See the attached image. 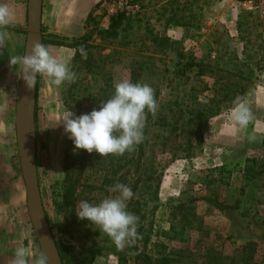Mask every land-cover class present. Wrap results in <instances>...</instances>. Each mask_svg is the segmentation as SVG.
I'll return each mask as SVG.
<instances>
[{
    "label": "rangeland",
    "instance_id": "1",
    "mask_svg": "<svg viewBox=\"0 0 264 264\" xmlns=\"http://www.w3.org/2000/svg\"><path fill=\"white\" fill-rule=\"evenodd\" d=\"M137 1L141 12L130 37L101 45L95 68L76 73L77 80H82L74 83L76 89L66 82L44 92L38 78L32 131L38 177L51 230L64 246V264H124L125 258L127 264H135L134 243L143 250L139 264H207L209 248L229 262L234 256L239 259L237 253L250 244L255 245V264H264V173L250 182L243 174L249 158L264 164V139L252 137L253 132L261 135L264 124L254 128L250 122L241 129L231 119L237 98L243 100L250 90L264 88L259 23L240 10L241 0ZM225 2L235 3L239 13L238 32L232 38L220 24L209 32ZM180 9L189 17L184 20L188 25H168L167 18L174 12L181 15ZM101 27L108 25L103 21ZM175 29L180 31L178 38ZM150 35H172L200 66L179 78L169 55L148 42ZM95 44L100 40L95 39ZM123 80L153 89L156 111L145 112L142 142L130 152L114 155L115 160L110 155L75 153L62 125L70 112L66 100L78 116L90 113L110 99L115 84ZM12 92L10 104H0V123L7 127L6 134L0 133V264H13L18 247L29 250L28 264H36L44 257L27 209L16 140L17 93ZM216 112L220 114L213 116ZM201 116L206 125L198 136L189 138L193 125L188 121ZM217 117L223 120L218 130L213 127ZM157 119L177 122L173 124L177 130L164 134L163 122L152 126ZM67 149L74 190L71 215L72 207L63 202L69 187L64 170ZM129 153H133L132 161ZM221 178L227 185L220 183ZM117 183L131 188L134 195L127 211L139 218L137 237L123 248L75 214L79 201L98 204L114 195L109 189ZM221 203L239 209H223ZM160 244L167 247L164 256L158 252Z\"/></svg>",
    "mask_w": 264,
    "mask_h": 264
},
{
    "label": "clouds",
    "instance_id": "2",
    "mask_svg": "<svg viewBox=\"0 0 264 264\" xmlns=\"http://www.w3.org/2000/svg\"><path fill=\"white\" fill-rule=\"evenodd\" d=\"M11 10L0 4V25L8 23ZM83 59L87 52L81 48ZM12 65H21L23 80L29 90L36 86L38 78H47L50 84L59 87L76 80V73L69 67V61L58 59L50 48L34 43L30 53L13 57ZM113 96L104 101L100 108L90 113L76 116L66 113L62 122L64 132L74 145V152L86 151L101 157L123 155L130 152L143 140L146 110L155 114L156 101L153 89L148 84L132 83L123 80L115 84ZM231 112L234 124L243 129L247 126L250 114L243 102L237 98ZM6 125L0 123V133L6 134ZM110 195L98 204L81 200L76 206V216L87 221L107 235L118 248L134 242L137 237L138 217L127 211L128 201L133 197L131 188L117 183L109 189ZM29 250L18 247L13 264H28ZM36 264H47L46 258H39Z\"/></svg>",
    "mask_w": 264,
    "mask_h": 264
},
{
    "label": "crops",
    "instance_id": "3",
    "mask_svg": "<svg viewBox=\"0 0 264 264\" xmlns=\"http://www.w3.org/2000/svg\"><path fill=\"white\" fill-rule=\"evenodd\" d=\"M101 0H43L42 31L43 39L72 40L83 37L87 31V18L93 8ZM0 4H6L11 10L8 23L0 25V104L8 105L14 93H17L18 81L21 78L22 66L10 64L13 57L23 56L26 52L28 31V0H0ZM234 4L222 3L218 15L214 19V26L220 24L229 36L237 35L239 25V13L234 9ZM108 25V24H107ZM176 38L180 35L179 29L173 30ZM170 38L172 35H168ZM54 56L61 60H68L69 64L75 55V50L67 47L49 45ZM43 83L44 92L52 90V84L47 78H39ZM44 104H48L45 98ZM247 107L250 118L248 123L255 125L264 124V88L253 89L241 100ZM8 103V104H7ZM260 110V111H258ZM214 122V123H213ZM213 127L221 126L223 120L215 118ZM252 126V125H251ZM220 129V128H219ZM252 129V128H251ZM218 130V127H216ZM254 130V129H253ZM256 131V130H255ZM262 131V129H261ZM218 133V132H217ZM252 137H263L253 132ZM262 139V143H263Z\"/></svg>",
    "mask_w": 264,
    "mask_h": 264
},
{
    "label": "trees",
    "instance_id": "4",
    "mask_svg": "<svg viewBox=\"0 0 264 264\" xmlns=\"http://www.w3.org/2000/svg\"><path fill=\"white\" fill-rule=\"evenodd\" d=\"M104 3V0H101L90 12L88 18H87V31L86 34L78 39H72V40H49V39H43V45H55L59 47H67L75 50L74 58L72 59L70 63V69L77 73L81 68H95L94 66L97 63V60L100 55V50H102L101 45L109 44L111 41L119 40V39H128L130 37L132 31L134 22L139 16L138 14L135 15H125L120 14L116 17H111L109 20L108 28L102 29V22L105 18V13L102 12V5ZM181 15H177L176 12H174L170 17H168L167 24L168 25H177V26H186L188 25L187 22H185L187 19H189L188 16L184 14V9H180ZM185 20V21H184ZM95 39L100 40V44H95ZM148 42H151L153 46L157 49L159 53L168 54L171 62L176 68V75L179 78H186L188 73L191 72L194 68L200 66L196 58L192 54H186L183 50L180 49V43L177 41H173L169 36L166 35H150L146 38ZM83 48L87 52V58L83 59L80 53V49ZM202 72V71H201ZM200 72V73H201ZM82 80H75V82H72L73 89H76V86L74 83H78ZM89 85V83H88ZM104 86V85H103ZM88 88V87H87ZM85 91H89L86 89ZM101 91V90H100ZM89 95V92H88ZM111 96V95H109ZM108 96V97H109ZM73 97V96H71ZM37 98H38V89H37ZM212 103H214V100H211ZM67 103V108L70 112L75 113L76 116H78V112L76 111L75 107L72 106L70 103H68V100H66L65 104ZM219 112L214 113L213 116L219 115ZM163 122V123H162ZM159 123H162L163 125V131L157 129L158 131L170 132V130H173V124L177 122H167L162 119H157L152 126L155 125V127L159 126ZM188 124L193 125V130H191L188 134V137L192 138L195 136H198L200 129L206 125V123H203V117H199L197 120H189ZM175 131L177 129H174ZM163 133H159V137H163ZM165 134V133H164ZM177 134V133H176ZM200 136V135H199ZM165 137H163L164 139ZM70 149H67L66 155H65V165L64 170L66 172V182L68 183L69 187L67 192L65 193L63 197V202L67 205V207H72L69 211V214L71 215L72 209H73V194L72 192V165L70 161ZM129 160L132 161L133 159V153H129ZM110 158L115 160L114 155H110ZM121 158V156H120ZM119 158V159H120ZM244 178L246 181L250 182L254 180L257 176L264 173V164L261 163L259 159L256 158H249L246 162V166L244 168ZM221 175V174H220ZM223 177V175H221ZM209 183V181L207 182ZM220 183L223 185H227V183H224V179H220ZM210 184V183H209ZM221 208L223 209H239L238 205H228L226 203H221ZM88 232H90L88 230ZM148 235L147 237H149ZM148 240V238H147ZM57 247L59 249L60 255L62 257L63 263L66 260V255L64 246L61 242H56ZM135 250V264H139L141 260V254L142 251L138 246L137 243L133 244ZM158 246V252L161 253V255L164 256L166 254L167 247L163 244L157 245ZM254 244L247 245L245 248H243L242 253H237L240 255L239 259L234 256L230 258L229 262L228 259L224 257V255L220 252L215 251L213 248H209L206 251V262L207 264H255L254 261V254H255V248ZM89 254H93V252H89ZM124 260V264H127V260ZM147 263V262H145ZM122 264V261H121Z\"/></svg>",
    "mask_w": 264,
    "mask_h": 264
},
{
    "label": "water",
    "instance_id": "5",
    "mask_svg": "<svg viewBox=\"0 0 264 264\" xmlns=\"http://www.w3.org/2000/svg\"><path fill=\"white\" fill-rule=\"evenodd\" d=\"M43 0H28V31L25 55L34 43L43 44L42 31ZM38 83V79H37ZM37 83L31 89L32 101L27 103V86L23 80V70L16 95V140L20 168L27 194V209L33 230L36 234L41 253L47 264H64L55 237L47 219L42 203L38 177L36 144L34 131Z\"/></svg>",
    "mask_w": 264,
    "mask_h": 264
},
{
    "label": "built area",
    "instance_id": "6",
    "mask_svg": "<svg viewBox=\"0 0 264 264\" xmlns=\"http://www.w3.org/2000/svg\"><path fill=\"white\" fill-rule=\"evenodd\" d=\"M240 10L254 16L260 26V36L264 43V0H241ZM102 12L105 13L103 21L109 24L111 17L120 14L135 15L141 12V4L137 0H104Z\"/></svg>",
    "mask_w": 264,
    "mask_h": 264
},
{
    "label": "bare ground",
    "instance_id": "7",
    "mask_svg": "<svg viewBox=\"0 0 264 264\" xmlns=\"http://www.w3.org/2000/svg\"><path fill=\"white\" fill-rule=\"evenodd\" d=\"M27 103H30L32 101V91L27 89L26 91V98H25Z\"/></svg>",
    "mask_w": 264,
    "mask_h": 264
}]
</instances>
